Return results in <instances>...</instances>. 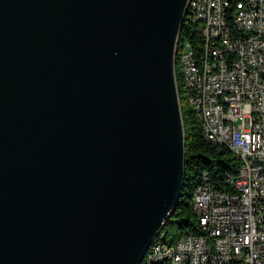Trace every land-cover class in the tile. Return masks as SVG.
<instances>
[{"label": "water", "instance_id": "1", "mask_svg": "<svg viewBox=\"0 0 264 264\" xmlns=\"http://www.w3.org/2000/svg\"><path fill=\"white\" fill-rule=\"evenodd\" d=\"M188 0H0V264H141L176 207Z\"/></svg>", "mask_w": 264, "mask_h": 264}, {"label": "built area", "instance_id": "2", "mask_svg": "<svg viewBox=\"0 0 264 264\" xmlns=\"http://www.w3.org/2000/svg\"><path fill=\"white\" fill-rule=\"evenodd\" d=\"M185 21L175 54L184 96L205 138L239 165L227 190L207 173L195 188L202 233L170 242L160 228L141 264H264V0H188Z\"/></svg>", "mask_w": 264, "mask_h": 264}, {"label": "trees", "instance_id": "3", "mask_svg": "<svg viewBox=\"0 0 264 264\" xmlns=\"http://www.w3.org/2000/svg\"><path fill=\"white\" fill-rule=\"evenodd\" d=\"M189 36V26L184 20L180 39ZM177 81L181 94V76L178 72ZM181 107L185 127V174L181 197L170 215L166 218L162 231L166 232L165 240L174 242L184 233L201 234L199 221L193 209V193L202 181L205 173L208 182L219 189H228L227 173H235L239 165L238 158L232 151L219 144L207 140L204 136L200 120L195 115L185 96L181 95Z\"/></svg>", "mask_w": 264, "mask_h": 264}, {"label": "rangeland", "instance_id": "4", "mask_svg": "<svg viewBox=\"0 0 264 264\" xmlns=\"http://www.w3.org/2000/svg\"><path fill=\"white\" fill-rule=\"evenodd\" d=\"M180 95H182V96H184L185 95V92H184V90H183V88L181 87V94Z\"/></svg>", "mask_w": 264, "mask_h": 264}]
</instances>
